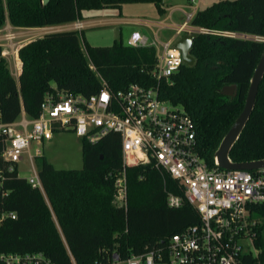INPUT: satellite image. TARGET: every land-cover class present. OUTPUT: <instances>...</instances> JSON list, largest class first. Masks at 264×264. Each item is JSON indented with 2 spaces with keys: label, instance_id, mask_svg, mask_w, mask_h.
I'll list each match as a JSON object with an SVG mask.
<instances>
[{
  "label": "trees",
  "instance_id": "trees-1",
  "mask_svg": "<svg viewBox=\"0 0 264 264\" xmlns=\"http://www.w3.org/2000/svg\"><path fill=\"white\" fill-rule=\"evenodd\" d=\"M128 2L156 5L165 14L164 0H0V29L7 21L15 27H54L82 18V10L121 7ZM192 24L264 38V0H220L197 11ZM83 30H58L17 48L19 75L10 70L0 45V120L14 122L23 111L38 117L45 95L54 86L86 96L105 86L112 91L137 82L156 85L152 70L157 62L153 45L135 47L123 39L110 46L82 44ZM196 61L159 82L160 96L181 105L197 124L201 154L211 168L223 137L236 122L250 81L264 52V40L196 34L191 47ZM236 84L238 93H221ZM249 122L233 146L230 157L242 163L264 159V78ZM83 142L84 165L57 169L42 154L35 157L43 190L19 176V165L0 156V221L2 254H42L50 264H113L169 242L172 235L199 222L195 207L185 200L169 206L170 192L185 198L182 184L150 165L125 167L122 141L117 133L93 144ZM0 137V154L4 149ZM13 166V167H12ZM125 169L128 203L115 201V182ZM263 219L264 203L253 207ZM1 218V217H0ZM256 246L262 248L263 225L257 228ZM123 263V262H122ZM0 264H5L0 258Z\"/></svg>",
  "mask_w": 264,
  "mask_h": 264
},
{
  "label": "built area",
  "instance_id": "built-area-1",
  "mask_svg": "<svg viewBox=\"0 0 264 264\" xmlns=\"http://www.w3.org/2000/svg\"><path fill=\"white\" fill-rule=\"evenodd\" d=\"M199 0H189L193 12H186L184 23L176 26L177 35L210 33L218 36L248 39L245 33L224 29H210L192 24ZM185 12V11H184ZM81 21L65 26L63 30L84 28ZM8 40L5 56L17 55L15 40L20 34L6 28ZM251 39L264 40L259 36ZM26 41V40H25ZM23 42V41H22ZM161 45L152 76L156 85L130 83L124 89L111 91L105 86L99 92L86 96L71 94L57 88L48 92L38 117L31 118L26 111L14 122L0 120V137L4 149L2 159L19 164L27 154L34 174L27 179L35 188L43 190L34 158L41 156V146L55 133L71 131L81 141L97 143L113 133L120 135L125 167L150 165L170 174L182 184L185 198L170 192L169 206L179 208L187 200L199 214V222L181 233L171 236L161 247L135 254L124 261L115 257V263L125 264H264L260 261L255 239L261 224L255 218L253 207L264 203V168L257 171L211 168L202 156L197 124L181 105L165 101L160 96L159 82L178 72L184 64L182 52L172 41L150 40L141 31L133 30L127 44L135 47ZM19 75V74H18ZM13 167V166H12ZM115 182V201L123 206L128 202V179L125 169ZM7 217L16 218L14 212ZM5 264H50L42 254L1 255Z\"/></svg>",
  "mask_w": 264,
  "mask_h": 264
},
{
  "label": "rangeland",
  "instance_id": "rangeland-1",
  "mask_svg": "<svg viewBox=\"0 0 264 264\" xmlns=\"http://www.w3.org/2000/svg\"><path fill=\"white\" fill-rule=\"evenodd\" d=\"M220 0H200V3H198V10H202V8L211 5L215 2H219ZM189 3V0H164V7L167 8L165 14L159 13L156 5L152 2L147 3H135V2H128V4H123V8L120 10V12L123 14L122 17L133 18V19H151V20H165L166 23H171L167 25L169 28L172 23L176 22V19L178 18L179 13L177 12L175 14V17H170V14H172V10L181 8V6L185 5L186 3ZM194 5H197L195 2ZM118 7H110V8H104L102 12L109 11V14L111 13H118L119 9ZM186 10H191L187 8ZM99 10H92V11H85L87 12H94L98 13ZM101 12V11H100ZM163 17V18H162ZM162 18V19H161ZM133 25H118V24H111L109 26L104 25H94L89 27L82 28L83 35L81 36L82 44L84 46L85 42H87L89 45H99V46H110L116 39H120V31L123 33L124 40L127 41L130 35V31ZM64 27H49L46 29H42L38 35H45L46 33L50 32H56L58 30H63ZM80 29V30H82ZM6 30V29H5ZM3 31L2 34H0V43L3 49H7L8 40H4L2 38L5 37L6 31ZM17 32V31H16ZM171 31L166 28V30H162V32L159 34V40L161 42H166V40L169 39L171 35ZM150 39L153 40L156 38L155 32L152 31L150 34H148ZM37 36V35H36ZM28 36L25 34H20V37L15 40L16 47L28 39ZM23 41V42H22ZM127 44V42H125ZM157 54L162 52V47L160 43H158ZM7 57V56H6ZM8 58L10 60L11 67L13 63H15L16 57L14 55H8ZM17 62V61H16ZM16 75V74H15ZM16 77H18L16 75ZM36 148L41 149V155L43 154L48 161H50L55 168L57 169H78L83 167L84 160H83V142L81 139L76 136L71 131H65V132H59L55 133L53 139L49 141H45L44 144H42L40 147L34 145L32 148V154L36 155ZM23 161H21L19 165V176L21 178L25 177L28 178L29 176L34 174L32 163L29 161L28 155H24ZM35 161V158H34ZM36 165V161H35ZM36 167H38L36 165ZM39 168H37L38 171ZM123 174H119L118 177H122ZM128 203V202H127ZM261 223V226L263 225V244H264V223L263 219L259 220ZM258 247V246H256ZM262 248L258 247V255L260 258ZM261 261V259H260ZM114 264V263H113ZM116 264H125L122 262H117Z\"/></svg>",
  "mask_w": 264,
  "mask_h": 264
},
{
  "label": "water",
  "instance_id": "water-1",
  "mask_svg": "<svg viewBox=\"0 0 264 264\" xmlns=\"http://www.w3.org/2000/svg\"><path fill=\"white\" fill-rule=\"evenodd\" d=\"M51 0H42L44 5L48 4ZM196 38V34L192 33H184L182 37L177 39L174 43L175 48L180 49L182 52V58L184 64L194 65L195 57L191 53V47L193 45V41ZM257 68L253 74V77L250 81L251 85L245 99V105L237 117L236 122L229 129V131L223 137V141L216 151L214 157L217 162V166L220 169L227 170H249V171H257L261 168H264V159H260L257 161H247L242 163H237L232 160L230 157V152L233 146L240 139L242 131L246 127L249 122V118L255 109L257 103V96L259 92V88L261 85V81L264 78V52L260 57V60L257 64ZM221 93L230 97H236L238 93V86L236 84L225 85Z\"/></svg>",
  "mask_w": 264,
  "mask_h": 264
},
{
  "label": "crops",
  "instance_id": "crops-1",
  "mask_svg": "<svg viewBox=\"0 0 264 264\" xmlns=\"http://www.w3.org/2000/svg\"><path fill=\"white\" fill-rule=\"evenodd\" d=\"M198 3H200V0L198 1ZM198 3H197L196 11H195L196 13H197V11H199L198 10ZM122 8H123V5L121 7H118L117 9H119V12L115 13V14L114 13L109 14V11L102 12V10H104V8L103 9H92V10H99L98 13H94V12H92V13L87 12L86 13L85 11H92V10H82V12H81L82 18H80L74 22L81 21L84 23V25H85L84 27H89V26H94V25L109 26L111 24H118V25H123V24L129 25V24H131V25H133V27L131 28L130 34L132 33L133 30H138V31H141L144 35H146L148 37L149 36L148 34H150L152 31H154L155 36L158 38H159V34L162 32V30H166V28H167L171 31L172 34L170 35L169 39L166 41H172L174 43L177 39H179L180 37H182L184 35V34L177 35V31L175 30L176 26L184 23V21L186 19V12H193V8L190 6V4H188V2L185 5L181 6V8H179L181 10H178V9L172 10V14H170V17L174 18L175 14L177 12H181V13H179L178 18L176 19V22L172 23V25L168 28L167 25H169L171 23H166L165 20H151L148 18L147 19H133V18L128 19L127 17H122L123 14L120 12V10ZM187 8H189L191 10H186ZM164 9L166 12L167 8L164 7ZM74 22L69 23V24L56 25V26H54V28L70 26V25L74 24ZM7 27L12 28L13 30L17 31L18 34L27 35L28 39H26V42L38 39V37L43 36V35H38V33H40L42 31V29L49 28V27H38V28L20 27V28H18V27L13 26L10 23V21L8 20L7 23L3 27H1L0 34H2V32ZM245 35H247L248 39H251L252 37H254L253 35H249V34H245ZM129 37H130V35H129ZM120 39L124 40V36H123V33L121 31H120ZM128 40H129V38H128ZM128 40L127 41L124 40V42H128ZM251 40H254V39H251ZM163 43H165V42H163ZM0 45H1V43H0ZM6 58L8 60L10 70L13 72L14 75L16 74L18 76L20 71H19L18 63L16 62V59L14 60L15 63H13V65L11 67L10 60H9L8 56Z\"/></svg>",
  "mask_w": 264,
  "mask_h": 264
}]
</instances>
